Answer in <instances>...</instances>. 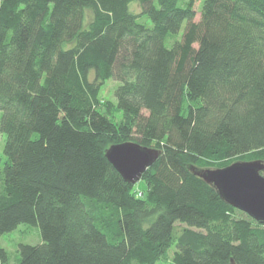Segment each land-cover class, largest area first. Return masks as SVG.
<instances>
[{"label":"trees","instance_id":"trees-1","mask_svg":"<svg viewBox=\"0 0 264 264\" xmlns=\"http://www.w3.org/2000/svg\"><path fill=\"white\" fill-rule=\"evenodd\" d=\"M182 3L0 0V239L42 237L17 264H157L173 246L174 264H264V224L195 174L264 162V0ZM127 142L160 152L145 190L106 157Z\"/></svg>","mask_w":264,"mask_h":264},{"label":"water","instance_id":"water-1","mask_svg":"<svg viewBox=\"0 0 264 264\" xmlns=\"http://www.w3.org/2000/svg\"><path fill=\"white\" fill-rule=\"evenodd\" d=\"M160 152L135 142L111 146L106 157L123 180L137 184L159 159ZM196 176L213 186L230 206L264 224V162H235L225 168L202 169Z\"/></svg>","mask_w":264,"mask_h":264},{"label":"rangeland","instance_id":"rangeland-1","mask_svg":"<svg viewBox=\"0 0 264 264\" xmlns=\"http://www.w3.org/2000/svg\"><path fill=\"white\" fill-rule=\"evenodd\" d=\"M182 6H185V2L188 0H182ZM133 9V8H132ZM196 9L200 11L201 5H197ZM136 11L139 13L140 9L139 7L136 8ZM200 15L198 14L197 20H199ZM186 24H184L181 34H183L185 30ZM119 84L114 81H108L105 86L102 89L101 93V106L104 112L107 114V116L113 120L116 123H121L124 119L123 113L117 109L116 107V98L114 95L115 88ZM143 114L147 115L146 111H143ZM1 117V113H0ZM133 126H136L133 128L135 130L137 128L136 122ZM4 146H5V138H3L0 135V167L2 166L3 160L6 158L4 154ZM143 179V178H142ZM136 187H138L139 190H145L146 189V183L142 180H140ZM42 243V237L39 227L37 226H31L27 224L20 225L16 230H14L11 233L5 234L0 239V244L2 247H4L8 254H9V264H17L20 260V253H19V246L26 244V245H38ZM175 251L176 247L173 246L169 250L168 259L167 260H161L157 264H174L173 260L175 257Z\"/></svg>","mask_w":264,"mask_h":264}]
</instances>
